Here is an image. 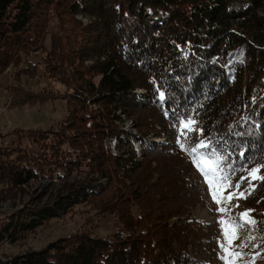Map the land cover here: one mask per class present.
Wrapping results in <instances>:
<instances>
[{
	"label": "trees",
	"instance_id": "1",
	"mask_svg": "<svg viewBox=\"0 0 264 264\" xmlns=\"http://www.w3.org/2000/svg\"><path fill=\"white\" fill-rule=\"evenodd\" d=\"M81 13L97 18L83 21L76 17ZM102 47L113 50L98 53ZM11 68L9 93L17 107L61 99L66 115L54 127L14 129L19 141L28 138L25 147L0 143V200L15 199L31 181L60 183L49 203L35 198L0 215V246L23 241L80 204L99 220L115 215L117 226L111 236L77 231L0 257V264H224L217 219L197 220L187 203L176 214L163 207L155 214L159 206L144 193L149 189L157 204L164 202L155 189L166 195L171 176L146 185L133 174L160 156L157 162L168 163L167 170L211 209L207 186L187 179L196 175L190 148L200 140L228 157L232 168L221 165L226 181L251 192L240 205L254 209L257 223L238 237L248 244L242 248L247 264H264V181H252L253 189L241 180L264 165V0H0V76ZM39 76L64 91L22 85L23 77ZM127 104L159 118L136 122L140 159L113 120V109L129 111ZM188 117L196 121L192 128L179 123ZM114 138L118 151L112 154L105 144ZM177 211L180 218L170 222ZM173 238L181 246L197 241L208 251L172 249Z\"/></svg>",
	"mask_w": 264,
	"mask_h": 264
},
{
	"label": "rangeland",
	"instance_id": "2",
	"mask_svg": "<svg viewBox=\"0 0 264 264\" xmlns=\"http://www.w3.org/2000/svg\"><path fill=\"white\" fill-rule=\"evenodd\" d=\"M76 17L83 21L92 22L97 18L96 16L90 15L88 13L78 14ZM53 30V26L50 25L48 31L51 32ZM48 41L49 38L47 37V42ZM92 42H94V39H92ZM109 50L113 49H111V47H102L100 48V51L97 52L105 53V51ZM86 62L90 64L92 61L87 60ZM12 68L0 76V135H3L0 137V143L6 145L19 143L21 146L25 147L26 145H29L28 138L25 136L20 137L19 141L18 135L13 132L14 129L27 130L31 128L46 129L49 127H54L59 122V120H61L66 115V109L65 104L61 99L47 101L33 106L25 105L21 108L17 107L15 105L14 99L10 97L9 93V84L13 82L11 78ZM22 85L26 89L29 88L32 90H38L41 87H48L56 88L59 91H64L63 85L60 83H55L47 79L45 76H39L37 79L30 80L23 77ZM135 91L144 92V90L141 88H136ZM127 105L128 106L126 109L130 108L129 111H120L117 107H115L112 113H114L117 117L113 118L115 123L119 125L120 129L126 133V135L129 137V140L131 141V139L133 140V136L139 133L136 122H149L150 119L148 118V115L150 117H156V113L146 109H140L138 111L135 108L133 110V107H130L129 104ZM141 112H144L145 115L142 116ZM156 118L159 119L158 117ZM193 126V124H187L185 127L192 128ZM113 142L115 144V139L110 140L107 144H105V146L109 147V150L112 154H115L117 153L118 148L116 146V148L110 146V144L112 145ZM134 147L136 149L135 143ZM159 158L160 156H157L156 158L150 160L151 168L148 165H143L133 173L134 176H136L135 180L139 181L140 183L144 180L146 185H148L150 182L154 183L159 180H164V177L170 179L171 176L170 184H166V195H164V193L162 194V189H160V187L155 189L156 194L158 192L161 194V197H165L164 202L162 201V203L157 204V202L152 197L153 195L150 194L149 189L146 193H144L150 204L155 205L156 207L159 206L155 211V214H158L160 210L163 211V208L172 209V213L174 212V214H176L175 208H181V206L187 203L189 204V207L193 208L191 211L192 216H194L197 220L211 222L214 219L220 221L221 218L227 221L228 217H235L239 213H242L246 210V208L243 209L240 205L242 198H240L239 193L242 191L240 188H236V184L230 183L226 180H220V174L218 171L215 173V178L213 177V173L211 171L208 172L207 177L205 176L204 171H201V168H203L205 171H208L210 167L215 169L216 166L211 161L205 162L201 160L200 167H197L195 164L196 175L194 176L192 173L187 175V179L191 181H196L199 179L202 184L207 186L208 192L205 196V201L211 206V209H208V207L204 206L200 201H197V199L194 197L193 190L188 188L187 185H185V182L181 178L177 177L176 173H173L171 170H167L166 164L168 163H163V166L161 163L157 162ZM138 159H140V157ZM249 178L251 179V177ZM72 180L75 182L79 179L77 178ZM209 181H211V184H209ZM59 186V182L53 183L50 180L37 182L31 181L27 186H25V189H22L16 194L17 196H15V199L0 200V215H8L10 213L12 214L17 212L21 209V207H23V205H26L27 202H31L35 198H38V200L44 203H49L51 198L54 196V192ZM163 188L165 189L164 186ZM7 193H9L11 196L14 194L12 191ZM229 194L232 195L231 200L228 199ZM213 196H215V200L213 199ZM161 207L163 208L161 209ZM220 208H224L225 211H218ZM134 210L136 209L134 208ZM177 213L178 215L172 216L170 222L180 218V212L177 211ZM116 220L117 218L113 214H105L104 217L99 220L96 216H94L92 210H90V206L80 204L75 206L70 213L63 215V217H55L52 219L49 218V220L46 221L44 225L37 228L34 233L29 234L23 241L12 245H1L0 257H2V259H9V257L23 253L28 249L37 250L43 248L47 243L54 241L59 237L69 236L81 230L89 231V233H93L100 237L111 236L117 226L115 223ZM221 227L223 229L226 227V225L221 224ZM221 238V243H224L225 248L228 249V253H226L228 255V261L223 260L224 264H247L248 260L245 258V255L241 258L231 255L233 252L244 253L241 247H237V245L242 243V239L240 237L233 238V230L231 228H228V237L225 238L222 232ZM169 243H171V245H169L172 249L178 246L182 247L184 250L189 249L193 252H198L199 250L195 249L201 246L203 252L208 251L207 247L198 245L197 241H190L181 246L183 242L180 239L174 240L173 238L172 241L170 239Z\"/></svg>",
	"mask_w": 264,
	"mask_h": 264
},
{
	"label": "snow or ice",
	"instance_id": "3",
	"mask_svg": "<svg viewBox=\"0 0 264 264\" xmlns=\"http://www.w3.org/2000/svg\"><path fill=\"white\" fill-rule=\"evenodd\" d=\"M163 93H161V98H163ZM179 123L183 126H186L187 124H195L196 121H194L191 117H188L187 121H185L183 118H181L179 120ZM184 128H181V131H183ZM200 132H203V129H200ZM179 142V139H178ZM181 148H184L185 145L181 144L180 145ZM211 149L210 151L207 152H202L200 153L199 157L196 156V154L199 152L200 149ZM191 153L193 154V163H195L197 165V167H200V161L203 160L205 162H209L211 161L213 164L216 165L215 169H213L212 167H210L208 169V171H205L203 168H201V171H204L205 176H208V172L211 171L213 173V177L215 178V173L216 171H220L221 174L219 176L220 180H226L228 178V172L227 171H223L221 169V165H227L228 169L232 168L231 164H228V157L225 156L223 153H218L217 149L215 147H213L211 145V141L207 140V142L205 140H200L198 141L194 146H192L190 148ZM245 153L243 151L240 152V156L244 157ZM216 157V160H213L212 158ZM261 168H264V165H257L255 167H252L250 170H248V176L251 177V179H248V177L242 176L241 180H248L249 186L250 188H255V185L252 184V181L254 180H260V181H264V175H258V173L260 172ZM209 184H211V181H209ZM236 188L239 189L240 188V183L237 182L236 183ZM245 192H247L249 195L251 194V192L248 189H245L244 192H240L239 196L240 198H246L245 196ZM213 199L215 200V196H213ZM228 199L231 200L232 199V195L229 194ZM238 207V205H237ZM218 211L220 212H224L225 209L224 208H220L218 209ZM254 212V209H246L244 212L239 213L237 216L235 217H228L227 221H225L223 218L220 219V221H218L219 223H221L222 225H226V227H224L222 229L223 235L225 238L228 237V228H231L233 230V238H237L238 234L240 232V230L242 229H246V228H250L252 226H255L257 221L255 220L254 217H251V213ZM247 239L249 241L255 239V237H252L251 235H249L247 237ZM255 245H253L254 247ZM237 247H241V248H246L248 247V244L246 243H241L240 245H237ZM220 249H221V256L220 258L222 260L228 261V255L226 253H228V249L225 248L224 243H220ZM231 255L237 257V258H241L244 255H246V253L243 252H233L231 253ZM256 255L258 256L259 253H256Z\"/></svg>",
	"mask_w": 264,
	"mask_h": 264
},
{
	"label": "bare ground",
	"instance_id": "4",
	"mask_svg": "<svg viewBox=\"0 0 264 264\" xmlns=\"http://www.w3.org/2000/svg\"><path fill=\"white\" fill-rule=\"evenodd\" d=\"M131 141L133 142V146H134V143H135V146H136V149L135 150H136L137 157H140V155H141V146H140L139 142L133 141L132 139H131ZM115 143H116V139H115ZM113 144H114V142L112 143V145L110 144V146H112L113 148H116L115 147V144H114V146H113Z\"/></svg>",
	"mask_w": 264,
	"mask_h": 264
}]
</instances>
